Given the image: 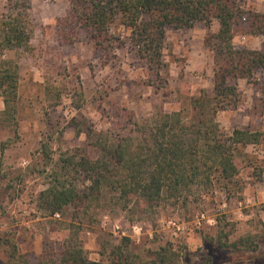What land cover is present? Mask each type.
Returning <instances> with one entry per match:
<instances>
[{
  "label": "rangeland",
  "instance_id": "obj_1",
  "mask_svg": "<svg viewBox=\"0 0 264 264\" xmlns=\"http://www.w3.org/2000/svg\"><path fill=\"white\" fill-rule=\"evenodd\" d=\"M5 3L0 0V16ZM238 4L247 14L264 11V0ZM31 6L36 28L30 48L0 57V71L4 61L19 67L16 101L7 108L0 98V239L9 245L0 264H10L12 245V264H52L71 233H79L93 262L109 263L121 247L133 264H154L166 247L180 264H264V142L241 146L238 176L196 201L172 202L150 214L101 205L80 215L67 209L50 216L42 208L40 194L63 159L76 150L97 157L90 129L128 133L130 113L145 120L163 110L182 112L187 122L214 117L229 134L264 131V97L252 83L238 80V108L214 115V59L204 24L167 29L164 66L156 75L123 28L120 42L97 48L87 33L60 24L68 0H32ZM218 28L214 24L212 31ZM247 28L241 20L235 47L261 49L264 38L248 35ZM241 240L247 246L236 251L220 246Z\"/></svg>",
  "mask_w": 264,
  "mask_h": 264
},
{
  "label": "trees",
  "instance_id": "obj_2",
  "mask_svg": "<svg viewBox=\"0 0 264 264\" xmlns=\"http://www.w3.org/2000/svg\"><path fill=\"white\" fill-rule=\"evenodd\" d=\"M32 0H6L0 16V57L9 51L28 50L35 35ZM69 11L60 24L85 32L97 48L121 41L123 28L149 70L159 75L164 66L163 48L167 29H208L205 46L214 59V115L238 108L240 91L234 82L247 80L264 97V41L261 49L235 47L233 41L241 20L247 33L264 38V11L245 13L239 0H68ZM218 24V31L212 27ZM68 36L67 33H63ZM3 62V61H2ZM0 71V98L11 108L18 96V66L4 61ZM204 115L203 112H201ZM124 131L90 129L88 141L97 157L82 150L61 161L41 192L42 208L50 216L73 210L75 215L91 207L110 205L123 211L137 209L150 214L172 202L194 201L215 192L218 184H229L239 174L236 152L241 146L264 142V131L221 130L214 117L187 122L182 112L161 110L153 117L137 120L130 113ZM45 158L48 159L44 150ZM2 193L0 194V196ZM77 218V217H76ZM72 226H74L72 224ZM228 237V236H226ZM130 243L128 238H123ZM233 251L246 247L241 240L221 243ZM9 245L0 239V253ZM8 256L16 262L17 248ZM166 247L154 264H180ZM14 264V263H13ZM52 264H133L131 255L117 247L109 263L90 261L71 233L58 261Z\"/></svg>",
  "mask_w": 264,
  "mask_h": 264
}]
</instances>
